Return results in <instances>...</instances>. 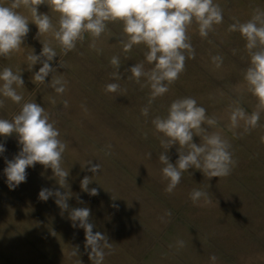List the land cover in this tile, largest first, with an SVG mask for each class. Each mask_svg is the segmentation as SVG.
Here are the masks:
<instances>
[{
    "label": "rangeland",
    "instance_id": "obj_1",
    "mask_svg": "<svg viewBox=\"0 0 264 264\" xmlns=\"http://www.w3.org/2000/svg\"><path fill=\"white\" fill-rule=\"evenodd\" d=\"M8 2L0 0V4ZM214 2L223 9V23L207 39L199 36L193 23L188 34L195 58L186 60L185 71L168 93L150 105L147 117L141 109L148 106L150 89L129 80L130 73L125 70L140 62H145L146 69L151 65L145 61L143 45L134 46L128 53L123 51L119 23L109 24V31L97 42L101 53L89 48L91 38L86 36L76 50L64 55L50 34L38 36L37 26L29 22L30 31L21 50L11 58L0 57V70H22L24 80V87L17 89L23 100L16 104L5 99L0 118L11 120L25 102L43 106L60 139L68 145L62 167L69 171V187L61 188L52 170L37 163L26 169V182L9 189L5 161L13 159L21 146L15 135L0 136V144L6 149L0 154V264H92L84 247V230L72 227L69 212L61 214L55 197L40 200L42 188L71 191L69 209H90L93 232L106 234L114 245V252L105 256L103 264H212V254L218 257L216 264H264V142L260 139L264 136V113L260 126L249 133L241 128L233 135L227 127L229 106L235 101L249 113L256 105L243 80L250 59L245 41L238 32H229V25L235 22L233 18L247 21L256 8L264 10V0ZM18 11L31 20L26 9ZM38 11L49 14L56 24L58 14L47 4L40 5ZM43 41H50L57 52L51 62L57 69L55 75L68 81L63 95L47 84L32 81L42 65L37 63L28 70L26 56L32 50L38 55ZM214 55L223 57L220 68L212 63ZM112 56L121 60L119 81L110 75L114 71L109 63ZM51 78L50 73L45 83ZM112 82L127 91L106 93L105 85ZM181 97L195 98L210 117L219 120V127L213 130L229 140L237 165L223 178L209 179L201 171L189 169L191 174L183 173L180 184L169 194L158 159L164 149L151 121L166 115L171 102ZM193 140L200 143L197 136ZM177 147L168 152L172 163L178 159ZM147 153L152 154L151 159ZM88 160L99 163L101 171L93 174L88 171L91 165L82 169ZM93 175L89 188H97L96 196L80 187L85 176ZM193 189L207 191L211 202L194 205L189 199ZM168 210L171 217L165 215ZM177 240H183L185 247L177 249ZM74 247H78V255L70 256Z\"/></svg>",
    "mask_w": 264,
    "mask_h": 264
},
{
    "label": "clouds",
    "instance_id": "obj_2",
    "mask_svg": "<svg viewBox=\"0 0 264 264\" xmlns=\"http://www.w3.org/2000/svg\"><path fill=\"white\" fill-rule=\"evenodd\" d=\"M42 4H47L58 14L56 24L49 14L39 13L38 8ZM21 8L30 13L31 20L18 11ZM223 19V9L214 0H9L7 5L0 4V57L11 58L21 50L30 31L29 22L37 26L38 36L50 34L64 55L76 50L77 44L83 43L86 36L91 38L89 48L101 53L102 48L97 47V42L109 31V24L119 23L122 25L119 43L123 51L128 53L134 46L143 45L146 49L145 61L151 65L146 69L145 62H140L125 70L130 73L129 80L150 89L148 106L141 109V114L147 117L150 105L168 93L170 86L185 71L186 60L195 58L189 28L195 23L199 36L207 39L209 33L223 23ZM233 19L235 22L229 25L228 31L238 32L245 41L250 59L243 72V80L247 91L256 99L251 113L239 101L229 106L227 127L233 135H237L238 129L242 128L243 133H249L260 126L261 114L264 113V10L254 9L251 18L244 22ZM42 45L38 55L32 50L26 56L28 70L37 63L42 65L32 76V81L34 84H47L57 94L63 95L68 81L62 75H55L57 69L51 64L57 52L50 41H43ZM211 60L216 68L223 64L220 55L212 56ZM109 63L114 69L110 74L112 79L121 80L119 69L122 64L119 56H112ZM59 66L64 67L62 64ZM21 73L22 70L13 71L11 67L0 70V97L4 98L0 99V108L4 107L5 99L16 104L23 100L22 94L17 91L24 87ZM50 73L51 81L45 83ZM104 90L106 93L127 91L122 90L116 82L106 84ZM51 102L55 104V99ZM63 104L67 107L68 101L64 100ZM151 123L154 131L160 134V145L164 149L158 159L163 165L161 179L167 182L165 192L169 194L174 192L183 173L189 172V169L199 170L211 179L229 176L237 165L229 140L220 131L213 130L219 127V120L210 117L193 97L173 100L166 115L155 116ZM13 135L18 138L21 147L13 159L5 161L7 166L4 174L9 189L14 190L26 182V169L37 163L52 170L61 188L69 187V171L62 167L63 154L68 145L60 139L55 122L50 120L43 106L36 102H25L11 120L0 118V136L7 138ZM194 136L200 138L199 144L194 142ZM260 139L264 142V136ZM173 146H178V159L175 163L170 162L168 155ZM5 151L4 145L0 144V154ZM146 155L151 159V153ZM86 165H91L88 171L93 174L101 171V165L92 164V160L85 161L81 165L82 169ZM94 176H85L80 182L81 190L91 196L99 194L97 188H89ZM71 196V191L61 193L58 189L49 188H42L38 194L42 201L55 197V203L62 210L61 214L69 212L72 227L84 230V247L89 260L92 264H103L105 256L114 252V245L109 242L106 234L93 232L95 225L90 222L91 212L88 207L69 209L67 201ZM189 199L198 206L211 202L208 192L202 189H193ZM78 202L83 203L79 198ZM165 215L171 217L172 213L168 210ZM176 246L177 249L183 248L185 242L177 240ZM69 255L77 256L78 247H74ZM209 259L212 264H216L218 257L212 254Z\"/></svg>",
    "mask_w": 264,
    "mask_h": 264
}]
</instances>
